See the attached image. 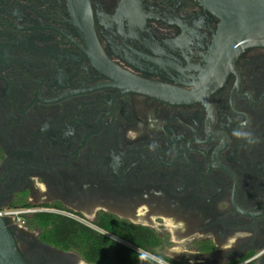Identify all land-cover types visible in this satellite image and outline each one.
<instances>
[{"label":"flooded vegetation","instance_id":"1","mask_svg":"<svg viewBox=\"0 0 264 264\" xmlns=\"http://www.w3.org/2000/svg\"><path fill=\"white\" fill-rule=\"evenodd\" d=\"M219 23L197 0H0V208L26 210L27 264H90L36 213L149 228L184 264H264V46L209 75Z\"/></svg>","mask_w":264,"mask_h":264},{"label":"trees","instance_id":"2","mask_svg":"<svg viewBox=\"0 0 264 264\" xmlns=\"http://www.w3.org/2000/svg\"><path fill=\"white\" fill-rule=\"evenodd\" d=\"M26 224L31 230L38 229L43 242L73 251L86 263L184 264L160 253L163 239L153 230L111 215L98 216L93 222L97 229L56 213H36L26 218Z\"/></svg>","mask_w":264,"mask_h":264},{"label":"water","instance_id":"3","mask_svg":"<svg viewBox=\"0 0 264 264\" xmlns=\"http://www.w3.org/2000/svg\"><path fill=\"white\" fill-rule=\"evenodd\" d=\"M197 1L220 19L208 49L209 75L230 70L243 50L264 46V0ZM0 264H27L6 217H0Z\"/></svg>","mask_w":264,"mask_h":264},{"label":"built area","instance_id":"4","mask_svg":"<svg viewBox=\"0 0 264 264\" xmlns=\"http://www.w3.org/2000/svg\"><path fill=\"white\" fill-rule=\"evenodd\" d=\"M26 213L25 209L22 208H0V217H6L13 223L22 224L23 215ZM158 262H161L158 260Z\"/></svg>","mask_w":264,"mask_h":264},{"label":"rangeland","instance_id":"5","mask_svg":"<svg viewBox=\"0 0 264 264\" xmlns=\"http://www.w3.org/2000/svg\"><path fill=\"white\" fill-rule=\"evenodd\" d=\"M173 237L174 235H172L171 238ZM184 248L185 246L183 242H180V240H175V243L171 244V246L164 248L162 251H160V253L174 260H179L183 255Z\"/></svg>","mask_w":264,"mask_h":264}]
</instances>
